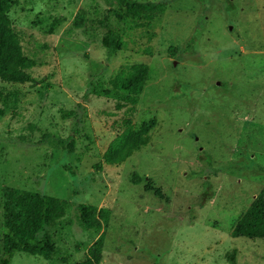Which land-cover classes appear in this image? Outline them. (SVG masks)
Returning a JSON list of instances; mask_svg holds the SVG:
<instances>
[{
	"label": "rangeland",
	"instance_id": "rangeland-1",
	"mask_svg": "<svg viewBox=\"0 0 264 264\" xmlns=\"http://www.w3.org/2000/svg\"><path fill=\"white\" fill-rule=\"evenodd\" d=\"M9 1L8 29L34 65L30 81L0 80V197L11 186L70 202L48 229L67 261L14 252L9 264L80 259L97 234L78 203L109 209L98 264H264V238L229 235L264 184V0H134L161 4L151 20L112 0ZM108 28L121 42L110 57ZM134 64L147 74L132 127L148 142L108 165L122 112L91 88Z\"/></svg>",
	"mask_w": 264,
	"mask_h": 264
},
{
	"label": "trees",
	"instance_id": "trees-1",
	"mask_svg": "<svg viewBox=\"0 0 264 264\" xmlns=\"http://www.w3.org/2000/svg\"><path fill=\"white\" fill-rule=\"evenodd\" d=\"M116 1L131 16H141L151 20L156 11L161 10L157 2H136L134 0ZM9 0H0V80L6 83L30 81L26 69L34 65L32 59L24 55L18 46L14 35L9 31L7 12L10 8ZM53 19L49 29L57 23ZM84 21V11L79 9L72 20L74 28H80ZM100 43L106 50V57L112 56L121 47L116 33L108 28L101 36ZM147 67L134 64L126 71H119L111 79L109 88L93 85L91 93L96 96L112 97L114 107L121 110L122 116L115 122L118 132L109 141L104 153L103 161L108 165L121 164L131 153L147 144L148 134L144 127L133 129L131 116L134 112L137 95L146 80ZM86 97V94H84ZM75 111L59 110L61 119L69 118ZM62 149L71 152L72 141H62ZM70 173V167H65ZM136 174H132L131 181L138 182ZM69 201L43 193L2 186L0 197V264H9L14 252H24L41 256L45 260L67 261V258L55 257V247L52 235L48 229L62 218L69 205ZM75 217L79 225L96 233L95 239L88 244L80 259L74 264H98L104 242L103 227L109 218V209L96 207L87 203L74 206ZM231 237L264 238V184L255 194L237 221L232 225ZM77 248V245L75 246ZM233 260V256H229Z\"/></svg>",
	"mask_w": 264,
	"mask_h": 264
}]
</instances>
